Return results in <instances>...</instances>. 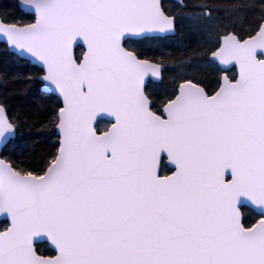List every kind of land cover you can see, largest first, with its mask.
I'll return each instance as SVG.
<instances>
[{"label": "snow or ice", "instance_id": "1", "mask_svg": "<svg viewBox=\"0 0 264 264\" xmlns=\"http://www.w3.org/2000/svg\"><path fill=\"white\" fill-rule=\"evenodd\" d=\"M141 6L0 0V264H264V52L157 108Z\"/></svg>", "mask_w": 264, "mask_h": 264}, {"label": "trees", "instance_id": "2", "mask_svg": "<svg viewBox=\"0 0 264 264\" xmlns=\"http://www.w3.org/2000/svg\"><path fill=\"white\" fill-rule=\"evenodd\" d=\"M182 1L184 7L172 0L162 1L164 11L169 15L175 16L176 34L174 36L143 39L145 42L142 44L143 50L140 51V57L142 56L164 65L163 77L158 84L154 85L151 95L155 104H160L168 97L179 80L191 79L203 85L208 91H211L218 82V70L208 59L207 53L216 45L218 35L216 34L213 45L208 43V39L213 34L210 30H208L209 32L207 31L209 37H206L202 32L193 36L186 35L183 22L179 20L180 14L191 13L200 9L212 15L219 10L225 9V12L221 13V18L227 19L228 24L220 32L231 30L240 38L254 33L264 18V0H255L254 2L245 0L242 3L237 0ZM225 14H228V17H225ZM163 42H167V44H162ZM187 61H192V64L184 68L186 71L185 75L178 77L177 72L184 70L183 67ZM169 64L174 65V69L171 68L172 70H169ZM202 64H211L213 69L201 68ZM228 74L233 76L234 71L231 70ZM168 89H171L169 93L167 92ZM28 123H31V119H29Z\"/></svg>", "mask_w": 264, "mask_h": 264}, {"label": "water", "instance_id": "3", "mask_svg": "<svg viewBox=\"0 0 264 264\" xmlns=\"http://www.w3.org/2000/svg\"><path fill=\"white\" fill-rule=\"evenodd\" d=\"M163 0H141V7L136 10V16L142 21L132 39L143 38H164L173 36L176 33L175 18L167 14L162 7ZM184 6L182 0H172ZM131 39V40H132ZM264 52V18L259 26L249 36L239 38L233 32H227L219 37V44L215 50L209 54V58L221 70L219 83L224 77H229L227 71L234 69L237 74L236 62L241 61L249 66H258L260 61L255 56L256 51ZM140 66V76L147 82H160L164 66L160 63L143 59L137 62ZM234 75V76H235ZM205 89L203 86L192 81H182L177 85V92L173 99L167 101L165 105L171 108L185 106L189 110L198 108L203 100ZM146 93V91H145ZM147 95V94H146ZM170 102H172L170 104Z\"/></svg>", "mask_w": 264, "mask_h": 264}, {"label": "rangeland", "instance_id": "4", "mask_svg": "<svg viewBox=\"0 0 264 264\" xmlns=\"http://www.w3.org/2000/svg\"><path fill=\"white\" fill-rule=\"evenodd\" d=\"M237 1L242 3L245 0H237ZM251 1L254 2L255 0H251ZM224 12H225V9L219 10L215 14L209 15L207 13V11L203 12V11H201L199 9V10H196L195 12H191V13L189 12V13L180 14L179 15V20L183 22L182 24L185 27L184 28V32L186 33V35H192L193 36V35H197L200 32H202L203 34H205L206 37H209V34L207 33V31L208 30L212 31L213 34H212L211 38L208 39V43L213 45L214 42H215L216 34L218 35L217 36V40H218V37L220 35H222L225 32H227L225 30L220 32V30L226 28V26L228 24L227 23V19L221 18V13H224ZM225 17H228V14H225ZM186 28H187V30H186ZM196 28H197V30H196ZM217 32H220V33H217ZM129 44L133 45L135 48H137L140 51L143 50V45L142 44H140V45L133 44V43L131 44V42ZM162 44H167V42H163ZM211 50L207 52L208 55L211 52ZM185 64L186 65L183 67V69L185 67L191 65L192 61H187V62H185ZM214 66H216V65L214 64ZM168 68H169V70H172V69H174V65H170L169 64ZM201 68L213 69L211 64H209V65L208 64H202ZM185 74H186L185 69L184 70H179L177 72V76L178 77L179 76H183ZM218 75H219V72H218ZM179 81H181V80H179ZM179 81H177L176 83H178ZM170 91H171V89L167 90L168 93Z\"/></svg>", "mask_w": 264, "mask_h": 264}, {"label": "flooded vegetation", "instance_id": "5", "mask_svg": "<svg viewBox=\"0 0 264 264\" xmlns=\"http://www.w3.org/2000/svg\"><path fill=\"white\" fill-rule=\"evenodd\" d=\"M181 6V5H180ZM181 7H184V6H181ZM199 9V8H198ZM174 18H175V16H174ZM175 28H176V19H175ZM227 32H233V31H231V30H228ZM227 32H225L224 34H226ZM234 33V32H233ZM176 34V33H175ZM236 34V33H235ZM237 35V34H236ZM174 36V35H173ZM221 36V35H220ZM219 36V37H220ZM238 36V35H237ZM172 37V36H171ZM219 37H218V40H217V43H216V45L213 47V49L211 50V52L213 51V50H215L216 48H217V46H218V44H219ZM239 37V36H238ZM240 38V37H239ZM131 42V44H132V40L130 39L129 41H128V46L130 47V48H132L135 52H137L138 54H139V56L141 55L140 54V50H138L137 48H135L133 45H130L129 43ZM210 52V53H211ZM209 53V54H210ZM141 58H143V59H148V58H145V57H142L141 56ZM208 59L213 63V64H215L210 58H209V55H208ZM148 60H151V59H148ZM151 61H153V60H151ZM155 62V61H154ZM216 65V64H215ZM216 68H217V70H218V72H219V75H218V82H217V85L219 84V78H220V75H221V70L218 68V66L216 65ZM231 70H233L234 71V69H231ZM230 70V71H231ZM163 71H164V69H163ZM163 71H162V77H163ZM229 71V72H230ZM229 72H227V75L229 76V77H232V76H230L228 73ZM234 76V75H233ZM185 80H188V81H192V82H194V83H196V84H199V85H201L200 83H198V82H196V81H193V80H191V79H182L181 81H179L178 83H176V85H175V88H174V90L169 94V96L168 97H166L160 104H155L156 106H157V108H162V106L167 102V101H169V100H171V99H173L174 98V96L176 95V92H177V85L180 83V82H182V81H185ZM148 83V87L145 89V91H146V94H147V96L148 97H150L151 99H152V92H153V90H154V85H156V84H158L159 82H152V81H148L147 82ZM216 85V86H217ZM201 86H203V85H201ZM215 86V87H216ZM214 87V88H215ZM203 88L206 90V91H208L204 86H203ZM152 102H153V99H152Z\"/></svg>", "mask_w": 264, "mask_h": 264}]
</instances>
